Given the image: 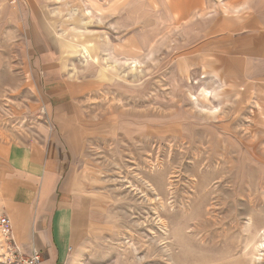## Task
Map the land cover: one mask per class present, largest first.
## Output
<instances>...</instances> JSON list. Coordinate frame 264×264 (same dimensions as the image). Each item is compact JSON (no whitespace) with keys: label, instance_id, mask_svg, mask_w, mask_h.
<instances>
[{"label":"rangeland","instance_id":"rangeland-1","mask_svg":"<svg viewBox=\"0 0 264 264\" xmlns=\"http://www.w3.org/2000/svg\"><path fill=\"white\" fill-rule=\"evenodd\" d=\"M245 36L264 40V0H0V157L63 140L50 79L83 122L72 264H264V53L242 65Z\"/></svg>","mask_w":264,"mask_h":264},{"label":"crops","instance_id":"crops-1","mask_svg":"<svg viewBox=\"0 0 264 264\" xmlns=\"http://www.w3.org/2000/svg\"><path fill=\"white\" fill-rule=\"evenodd\" d=\"M259 39L245 36L230 47L245 56L242 65L251 63L247 55L258 50L264 53V40ZM53 75L52 71L47 74ZM45 85L53 122L63 130V140L51 138L4 147L0 157V216L8 218L9 239L23 253L37 250L41 264H72L81 230L75 224L76 199L68 173L73 169L71 155L83 137V122L70 100L71 92L59 93L51 79ZM4 245L5 250L8 241L2 238L0 248Z\"/></svg>","mask_w":264,"mask_h":264},{"label":"built area","instance_id":"built-area-1","mask_svg":"<svg viewBox=\"0 0 264 264\" xmlns=\"http://www.w3.org/2000/svg\"><path fill=\"white\" fill-rule=\"evenodd\" d=\"M0 234L8 241L5 251L0 253V264H41L42 258L37 250L32 249L29 254H25L9 239V220L4 215L0 216Z\"/></svg>","mask_w":264,"mask_h":264}]
</instances>
